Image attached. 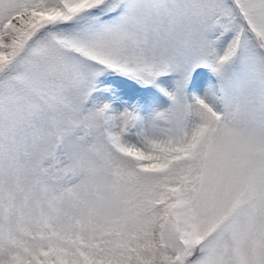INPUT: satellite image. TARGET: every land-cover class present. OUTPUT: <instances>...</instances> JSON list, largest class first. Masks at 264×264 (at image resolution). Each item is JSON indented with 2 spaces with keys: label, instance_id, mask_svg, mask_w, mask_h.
<instances>
[{
  "label": "snow or ice",
  "instance_id": "6c2138e0",
  "mask_svg": "<svg viewBox=\"0 0 264 264\" xmlns=\"http://www.w3.org/2000/svg\"><path fill=\"white\" fill-rule=\"evenodd\" d=\"M0 264H264V0H0Z\"/></svg>",
  "mask_w": 264,
  "mask_h": 264
}]
</instances>
